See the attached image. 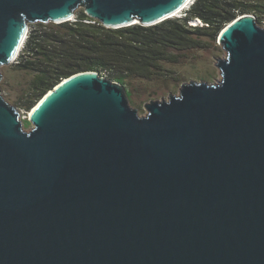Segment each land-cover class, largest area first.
<instances>
[{
  "label": "water",
  "instance_id": "obj_1",
  "mask_svg": "<svg viewBox=\"0 0 264 264\" xmlns=\"http://www.w3.org/2000/svg\"><path fill=\"white\" fill-rule=\"evenodd\" d=\"M193 1L0 0V81L31 24L150 27ZM217 42L221 79L143 117L95 72L45 93L29 132L0 91V264H264V26Z\"/></svg>",
  "mask_w": 264,
  "mask_h": 264
},
{
  "label": "trees",
  "instance_id": "obj_2",
  "mask_svg": "<svg viewBox=\"0 0 264 264\" xmlns=\"http://www.w3.org/2000/svg\"><path fill=\"white\" fill-rule=\"evenodd\" d=\"M241 15L264 22V0H194L181 17L158 25H133L108 29L82 10L71 22L29 26L16 58V70L32 75L20 105L29 112L63 79L95 72L126 88L131 104L132 81L167 79L163 64H175L186 52L205 47V39L217 41L221 30ZM195 20L204 26H189Z\"/></svg>",
  "mask_w": 264,
  "mask_h": 264
},
{
  "label": "rangeland",
  "instance_id": "obj_3",
  "mask_svg": "<svg viewBox=\"0 0 264 264\" xmlns=\"http://www.w3.org/2000/svg\"><path fill=\"white\" fill-rule=\"evenodd\" d=\"M79 11L80 10H77V12ZM184 11L185 10L180 12L177 17H181ZM51 24L52 23H37L31 24V26ZM263 26L264 22L261 27ZM204 43L205 47L203 49L184 53L177 63L163 64L164 69L167 71V79L155 81L134 80L130 86H127L130 92H132L130 105L138 110L140 116L143 117L147 114L144 110L145 104L150 101L166 100L170 94L178 95L180 86L183 83L203 81L212 85L216 84L221 79L219 71L215 67V63L217 59H224L226 54L221 47L218 46L217 41L212 43L210 40L205 39ZM15 60L9 65L1 68L2 79L0 81V91L2 97L19 115L24 130L29 132L32 126L28 122V112L20 105V98L27 90L32 75L16 70L14 67L16 63ZM124 89L126 90L125 87Z\"/></svg>",
  "mask_w": 264,
  "mask_h": 264
},
{
  "label": "built area",
  "instance_id": "obj_4",
  "mask_svg": "<svg viewBox=\"0 0 264 264\" xmlns=\"http://www.w3.org/2000/svg\"><path fill=\"white\" fill-rule=\"evenodd\" d=\"M187 9V8H186ZM252 16V15H251ZM205 24H203L201 21H199V20H195V21H192V22H190L189 23V26H192V27H195V26H200V27H202V26H204Z\"/></svg>",
  "mask_w": 264,
  "mask_h": 264
},
{
  "label": "bare ground",
  "instance_id": "obj_5",
  "mask_svg": "<svg viewBox=\"0 0 264 264\" xmlns=\"http://www.w3.org/2000/svg\"><path fill=\"white\" fill-rule=\"evenodd\" d=\"M179 14V12L176 14V15H174V16H177ZM136 24V23H135Z\"/></svg>",
  "mask_w": 264,
  "mask_h": 264
}]
</instances>
